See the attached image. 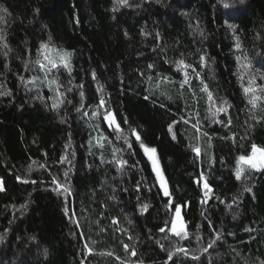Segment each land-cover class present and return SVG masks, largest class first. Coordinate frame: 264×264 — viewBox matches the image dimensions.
<instances>
[{"label":"trees","instance_id":"trees-1","mask_svg":"<svg viewBox=\"0 0 264 264\" xmlns=\"http://www.w3.org/2000/svg\"><path fill=\"white\" fill-rule=\"evenodd\" d=\"M128 4L0 0V264H264V169L235 175L252 145L264 149V99L253 109L243 90L250 76L264 84V0ZM56 50L71 52V71L46 76L36 61ZM176 207L185 239L171 232ZM178 247L188 254L169 260Z\"/></svg>","mask_w":264,"mask_h":264},{"label":"snow or ice","instance_id":"snow-or-ice-1","mask_svg":"<svg viewBox=\"0 0 264 264\" xmlns=\"http://www.w3.org/2000/svg\"><path fill=\"white\" fill-rule=\"evenodd\" d=\"M117 5L118 6H129L128 4V0H116ZM225 7H228V5L226 4ZM115 10V9H114ZM3 11L7 12V9H3ZM2 35H0V39H2ZM5 47H7V45L5 44ZM41 47L43 49H49V44H42ZM236 48L239 50L240 49V44L237 43L236 44ZM59 54V61H55L49 58L48 55H44L43 57V61L37 60L36 63L39 64V67L41 70H43L45 72V75L47 76V74L49 72L52 71V69H56L58 67H63L65 69H68L69 72L71 71V62H70V58H71V52H68L67 50H56ZM201 62H205V57L201 56ZM246 60V58H245ZM178 64L180 65V67L182 69H189L192 66L189 64H186L185 61L183 59H181L180 61H178ZM149 67H152L151 65H149ZM243 67L245 68V70L250 69L251 65L249 63H245L243 65ZM193 72H195V69H193ZM185 81L184 83H187V77H188V72L185 71ZM196 76H199V73L196 72L195 73ZM93 78H95V73H93ZM244 77L242 76L241 79H243ZM23 79V78H22ZM38 79V77H34L30 80L27 81L28 84H35L36 80ZM55 81H49V84H55ZM82 87V86H81ZM57 92L59 91V86H57ZM205 93H207V97L209 102H211V104H215V101L213 99L212 93L208 90L207 85H203V89H202ZM244 92L245 94H251L250 98H249V104L252 106L253 109H255L258 106V101H261L262 99H264V97H262L261 95H258L257 93H264V84H257L256 78L254 76H250L248 79V86L244 87ZM98 91H102V87L100 89H98ZM10 93L7 92H0V95H8ZM81 95L83 96V93H81ZM105 105V100L103 99V97H101L100 101H99V105L98 108H102ZM224 105H227V101L223 102V105L220 107H215V108H210V110L212 111V116L213 118L220 112H226L227 111V107H225ZM54 108L59 107V104H53L52 105ZM81 109H77V111H80ZM86 114V113H85ZM103 118L105 119V121L108 123L109 127H112L113 125H115V131H122V129H120L119 124L116 123V119H115V114L111 112L110 109H106L104 110L103 113ZM183 119V118H182ZM253 119H255V116H253ZM185 123H187V121H185ZM193 127L196 129L197 132L200 131V127H199V121H197L196 124L193 125ZM171 130V127H170ZM133 135H135L136 140L140 141V136L139 134L136 132L135 129L132 130ZM203 135L207 136V133H203ZM125 143H128V140L126 137H124ZM143 146V145H142ZM129 147H131V144H129ZM145 151L149 154V160L152 161V165L157 173V177L160 180L161 183V187L163 188L164 191V195L165 196H170V193L168 191V187L166 185V183L164 182V177L162 176V174L160 173L159 167L156 164V161L154 159V153L156 151L155 148H145ZM193 151L196 153L197 157H199L201 155V148L198 145L193 146ZM261 153V157L259 159V161H257L256 159V153ZM252 153L253 155L251 157H246L244 155H241L238 158L237 161V169H236V178L240 179L241 176L243 175L245 169L243 167H240V165L242 164H247L249 166V169L251 170H262L264 169V149H260L258 148L256 145H252ZM64 160H67V157L64 158ZM63 162V161H61ZM117 163L120 164L121 167H123L125 164H127V161L123 160V159H119L117 161ZM64 177H68L69 175V171H65L64 172ZM203 175V174H201ZM19 179V178H18ZM33 183H35V181H33ZM52 183H54L56 185V187L54 188L55 191L57 192H61L63 194H65L67 196V194L70 193V187L67 184H61L60 181L58 179H56L55 177L52 180ZM204 189H205V198L207 199L209 197V193L211 191L210 186L207 184V182L204 183L203 185ZM3 181L0 180V191H3ZM246 191H251V188H246ZM24 207V206H22ZM147 209V205L144 206V210ZM180 215H181V210L180 207H176L175 208V216H176V220L172 223L171 226V232L177 236L180 237L181 239H185L187 238V231H186V225L182 224L180 222ZM71 218V217H70ZM77 224H79L78 221H76ZM114 224H117L118 221L113 220ZM177 224H180V229L178 230L177 228ZM167 227V225L165 226ZM161 232L165 231V228H161L160 229ZM220 235L217 234L216 235V239H219ZM129 239H131V237H129ZM197 240H199V236H197ZM215 243V240L212 242ZM125 251L129 250V245L128 244H124L123 245ZM161 247H163V245H161ZM212 247V244H208L207 247L204 248V251L207 252L208 248ZM85 248L87 249V251L89 252V254L93 253V249L91 247L88 246V244H85ZM46 252V250H45ZM179 252H184L185 255L188 254V250L185 248H176L175 251H169V256L168 259L171 260L172 256L176 253ZM108 255H112V253H107ZM131 255L135 256L136 255V251L135 249L131 250ZM117 260L120 259V257H116ZM192 259L196 260L199 259L198 256L193 255ZM121 264H124V262L122 261Z\"/></svg>","mask_w":264,"mask_h":264},{"label":"rangeland","instance_id":"rangeland-1","mask_svg":"<svg viewBox=\"0 0 264 264\" xmlns=\"http://www.w3.org/2000/svg\"><path fill=\"white\" fill-rule=\"evenodd\" d=\"M55 60V59H54ZM56 61L58 62L59 61V55L57 56V58H56ZM260 157H261V153H256V159H257V161H259V159H260ZM247 165V164H246ZM157 174V173H156ZM157 176V175H156ZM159 179V178H158ZM160 181V180H159ZM206 181L205 180H202V190H203V194L205 193V189H204V187H203V185H204V183H205ZM160 185H161V183H160ZM205 196V195H204Z\"/></svg>","mask_w":264,"mask_h":264}]
</instances>
